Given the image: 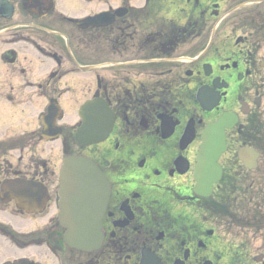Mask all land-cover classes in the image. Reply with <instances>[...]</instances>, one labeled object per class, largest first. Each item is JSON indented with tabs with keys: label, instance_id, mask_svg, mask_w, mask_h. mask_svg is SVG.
<instances>
[{
	"label": "flooded vegetation",
	"instance_id": "af4514ba",
	"mask_svg": "<svg viewBox=\"0 0 264 264\" xmlns=\"http://www.w3.org/2000/svg\"><path fill=\"white\" fill-rule=\"evenodd\" d=\"M87 103L110 115L92 146ZM67 157L110 188L93 253L63 239ZM3 214L0 252L17 250L0 264H264V0H0Z\"/></svg>",
	"mask_w": 264,
	"mask_h": 264
},
{
	"label": "water",
	"instance_id": "95a60500",
	"mask_svg": "<svg viewBox=\"0 0 264 264\" xmlns=\"http://www.w3.org/2000/svg\"><path fill=\"white\" fill-rule=\"evenodd\" d=\"M85 138H87L88 142H91L93 139V135H84ZM94 141V139H93ZM221 142L218 140V144ZM208 151H205V158L209 159ZM204 159V158H203ZM205 160V159H204ZM208 162L205 161V164ZM69 167L65 169L63 174L66 177L71 176L69 168L76 169L77 174L82 177H92L93 179V185L97 186V193H93L89 196H78L74 192H70L68 189L65 190V188L62 189V204L61 208L63 209L62 217L67 219V216L65 215L66 212L73 211L75 213L76 210H80L81 208L83 210L88 209H97L101 207L105 192L102 189V180H101V174L97 169H95L92 165L89 163H67ZM212 168V167H210ZM66 185L71 186L72 183L67 180L65 182ZM66 191V193H65ZM92 221H94V218L96 216V213L90 214ZM97 231L91 230L90 228H83L81 230H77L76 232L68 229V231L65 234V241L67 242V245L70 248L85 251L88 248L93 246V242L97 238Z\"/></svg>",
	"mask_w": 264,
	"mask_h": 264
},
{
	"label": "rangeland",
	"instance_id": "374dc122",
	"mask_svg": "<svg viewBox=\"0 0 264 264\" xmlns=\"http://www.w3.org/2000/svg\"><path fill=\"white\" fill-rule=\"evenodd\" d=\"M1 219L3 220V222H7L8 224H11L12 225V222L13 220L9 217H6V216H2L0 215V221ZM3 246H5V248L3 249L2 247V250L0 252V262H4L6 261L7 259H11L13 258V256H16L14 255L10 248L8 247L7 244H4ZM7 246V247H6ZM45 253H42V252H38V254H35V257L38 259V260H45L46 261V258H45ZM43 261V262H45Z\"/></svg>",
	"mask_w": 264,
	"mask_h": 264
}]
</instances>
